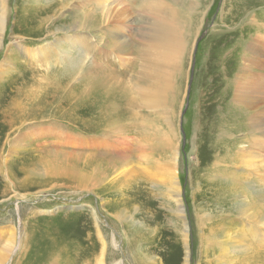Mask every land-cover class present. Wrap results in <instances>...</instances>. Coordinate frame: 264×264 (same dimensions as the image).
I'll return each instance as SVG.
<instances>
[{
    "label": "rangeland",
    "instance_id": "obj_1",
    "mask_svg": "<svg viewBox=\"0 0 264 264\" xmlns=\"http://www.w3.org/2000/svg\"><path fill=\"white\" fill-rule=\"evenodd\" d=\"M0 16V264L139 248L143 264H264V0H0ZM170 18L155 49L185 44L178 69L142 45ZM14 97L35 104L21 123Z\"/></svg>",
    "mask_w": 264,
    "mask_h": 264
},
{
    "label": "bare ground",
    "instance_id": "obj_2",
    "mask_svg": "<svg viewBox=\"0 0 264 264\" xmlns=\"http://www.w3.org/2000/svg\"><path fill=\"white\" fill-rule=\"evenodd\" d=\"M1 1H4V0H1ZM154 14V17H157V16H155V13H153ZM168 14V13H167ZM131 15V14H130ZM157 15V14H156ZM163 15V14H162ZM170 15V14H169ZM177 15V14H176ZM153 18V17H152ZM151 19V18H150ZM159 20V19H158ZM161 20V19H160ZM174 20V19H173ZM173 20H171V18H170V21L169 22H172ZM177 21V20H176ZM168 22V23H169ZM173 22H175V21H173ZM173 22H172V24H164V25H159L158 26V29H155V28H153L154 29V33H156V34H154V35H151V34H149L150 32L148 31V34L147 35H151V38H147V36H146V38L148 39V40H146V41H144L143 43H142V45H143V47L145 48V55L147 56V62H149L150 60H151V63H153L152 62V57H154L155 59H153V61L155 62L156 61V63L155 64H151V65H154V66H159V60H161V59H165L166 61H168V64L170 65V64H174V68H177L176 67V64H177V62H175L176 61V59L178 60V59H180L181 58V56H182V52L181 51H185V44H174V45H172V46H169L168 48L166 47V49L165 48H163V49H165V50H163V51H157L155 48H158V46H160V45H164L163 47H165V45L166 44H170V43H168L170 40H172V41H174V40H176V39H174L175 38V35H174V29H173ZM126 23H129V22H126ZM164 23H166V22H164ZM147 24H149V23H147ZM128 25H130V24H128ZM156 25V24H155ZM175 25V24H174ZM2 26H4L3 25V19H1V16H0V31L2 32V30L1 29H3V27ZM154 27V26H153ZM123 28H124V26H123ZM122 28V29H123ZM128 28H129V26H128ZM151 28V27H150ZM149 28V29H150ZM149 29H146V30H149ZM153 29H150V30H153ZM116 30V29H115ZM125 31V30H124ZM176 31V30H175ZM176 33H178V32H176ZM125 34V33H124ZM145 34V33H144ZM114 38V37H113ZM178 38V37H177ZM178 40V39H177ZM180 42H184V41H182V40H180ZM171 44H173V43H171ZM170 44V45H171ZM167 46V45H166ZM154 49H155V52H154ZM252 50V49H251ZM155 54H154V53ZM251 52V51H250ZM255 52H257V53H259V56H263V54L256 48L255 49ZM252 53V52H251ZM148 56H150V57H148ZM174 62V63H173ZM179 63V62H178ZM178 68H179V66H178ZM177 68V69H178ZM176 70V69H175ZM147 71L145 70V73H146ZM175 72V71H174ZM173 72V73H174ZM145 73H143V75H145ZM148 77H149V75L148 74H146ZM145 75V76H146ZM144 76V77H145ZM145 79H148L147 77L145 78ZM144 80V79H143ZM171 89V88H170ZM143 92V91H142ZM141 92V93H142ZM146 92V91H145ZM140 93V92H139ZM140 95V94H139ZM148 95V94H147ZM145 97V96H144ZM166 99V98H165ZM22 99H20V98H18V97H14V98H12L11 99V101H10V103H8V105H7V109H5V111L7 112V114L9 115V117H11V120H12V123L14 122V123H21V120H16L17 119V116L16 115H19V113H28V112H31V109H33V106H35V104L33 105V102L31 103V102H27L25 105H24V102L23 101H21ZM33 105V106H32ZM25 107H29L28 108V110L26 111V112H24L23 111V108H25ZM5 112V113H6ZM28 115V114H27ZM5 116V115H4ZM22 116V115H21ZM23 117H25L24 115H23ZM42 119V118H41ZM31 121V120H30ZM25 121H23L22 123H24ZM94 143V142H93ZM86 144V143H85ZM107 145V144H106ZM141 145H142V143H141ZM143 146V145H142ZM111 147V146H110ZM112 148H114V147H112ZM33 149H35V148H33ZM83 149V148H82ZM124 149V151H122L123 153H121L120 154V156L122 157V158H125L126 157V160H127V156L125 155V154H131L133 151L135 152L136 150H137V148L134 146V144H129L128 146H126V147H124L123 148ZM84 150V149H83ZM117 150V149H116ZM98 151V150H97ZM140 151V149L138 148V152ZM142 151V150H141ZM64 152V151H63ZM55 152H53V154H54ZM59 154H61V153H59ZM70 154H73V153H70ZM81 154V153H80ZM69 155V154H68ZM146 155V154H145ZM79 156H81V155H79ZM88 156V155H87ZM92 157V156H91ZM94 159H96L97 160V164H98V168L101 170V175L103 176V177H107L108 175H107V173H106V171H105V165H107V169H108V171H110L111 170V165H110V163L112 162V161H114V159H109V160H105V158L102 156V160H101V164L99 163L100 161H99V158H98V156H95L94 157ZM70 160V159H69ZM83 160V159H82ZM125 160V161H126ZM86 161H87V159H86ZM125 161H123V162H125ZM25 164V163H24ZM1 167H3V164L0 162V168ZM102 179H104V178H102ZM91 184V183H90ZM173 184V183H172ZM176 196V195H175ZM180 195H178V197H179ZM177 197V196H176ZM179 202H180V199H179ZM183 213V212H182ZM182 217V216H181ZM1 228V227H0ZM3 229V231H5L7 228L6 227H3L2 228ZM11 229V228H10ZM8 230V229H7ZM15 230V229H14ZM13 231V230H12ZM100 234V233H99ZM134 234V232H132V235ZM5 235V234H4ZM13 235H16V232H12V233H10L9 234V238L8 239H10V237H12L11 238V241L14 239V236ZM3 236V232H0V237H2ZM101 236V235H100ZM102 237V236H101ZM139 239V238H138ZM137 239V240H138ZM15 240H16V236H15ZM9 241V240H8ZM9 243V242H8ZM20 243H22V242H20ZM11 244V247L14 245V242L13 243H10ZM103 244H104V247L106 248V242H103ZM136 244H138V241H136ZM139 245V244H138ZM19 246V245H18ZM130 247V246H129ZM141 249L139 248V253H138V256L137 257H131V258H133V260H132V263L133 264H143V262L142 261H144V258L142 259L141 257L143 256V253L140 251ZM136 251V250H135ZM104 254V253H103ZM114 255H115V253H114ZM104 256V255H103ZM144 257V256H143ZM186 262H187V259H186Z\"/></svg>",
    "mask_w": 264,
    "mask_h": 264
},
{
    "label": "water",
    "instance_id": "obj_3",
    "mask_svg": "<svg viewBox=\"0 0 264 264\" xmlns=\"http://www.w3.org/2000/svg\"><path fill=\"white\" fill-rule=\"evenodd\" d=\"M192 79H193V76L191 77V81L190 82H192ZM189 91H190V86H189Z\"/></svg>",
    "mask_w": 264,
    "mask_h": 264
}]
</instances>
